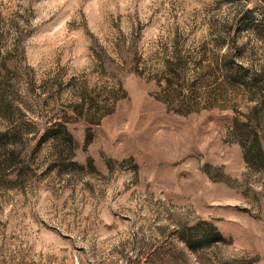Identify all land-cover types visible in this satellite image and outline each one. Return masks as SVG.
<instances>
[{
  "label": "rangeland",
  "instance_id": "obj_1",
  "mask_svg": "<svg viewBox=\"0 0 264 264\" xmlns=\"http://www.w3.org/2000/svg\"><path fill=\"white\" fill-rule=\"evenodd\" d=\"M0 132V264H264V0H0Z\"/></svg>",
  "mask_w": 264,
  "mask_h": 264
},
{
  "label": "trees",
  "instance_id": "obj_2",
  "mask_svg": "<svg viewBox=\"0 0 264 264\" xmlns=\"http://www.w3.org/2000/svg\"><path fill=\"white\" fill-rule=\"evenodd\" d=\"M1 136H7V132H0V137ZM6 145L7 146H6V148H4V151L0 152V157H3V159L0 160V161L3 164L4 163H8L9 161H12L14 159V157L16 156V152H17V150H16L14 145H12L11 148H9L8 144H6ZM258 146L261 147V145L259 144V141H258Z\"/></svg>",
  "mask_w": 264,
  "mask_h": 264
}]
</instances>
